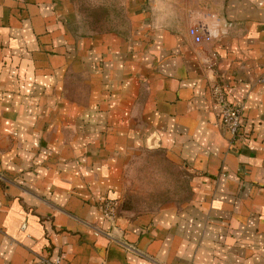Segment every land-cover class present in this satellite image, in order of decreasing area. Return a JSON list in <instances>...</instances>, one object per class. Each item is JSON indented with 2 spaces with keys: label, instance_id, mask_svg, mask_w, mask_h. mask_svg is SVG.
<instances>
[{
  "label": "crops",
  "instance_id": "1",
  "mask_svg": "<svg viewBox=\"0 0 264 264\" xmlns=\"http://www.w3.org/2000/svg\"><path fill=\"white\" fill-rule=\"evenodd\" d=\"M144 155L187 197L124 207ZM56 259L264 264V0H0V264Z\"/></svg>",
  "mask_w": 264,
  "mask_h": 264
},
{
  "label": "rangeland",
  "instance_id": "2",
  "mask_svg": "<svg viewBox=\"0 0 264 264\" xmlns=\"http://www.w3.org/2000/svg\"><path fill=\"white\" fill-rule=\"evenodd\" d=\"M93 14L102 17V7L95 8ZM140 161L141 164L134 167L136 172L131 175V190L125 195L124 207L155 208L162 199L187 197V176L181 166L162 157L150 158L147 155Z\"/></svg>",
  "mask_w": 264,
  "mask_h": 264
},
{
  "label": "built area",
  "instance_id": "3",
  "mask_svg": "<svg viewBox=\"0 0 264 264\" xmlns=\"http://www.w3.org/2000/svg\"><path fill=\"white\" fill-rule=\"evenodd\" d=\"M195 42L208 41L210 35L203 33L199 28L192 26L188 30ZM213 104L218 108V117L221 125L232 140L241 135L242 107L230 104L226 100L224 86L221 83L212 85L210 89ZM100 210L103 216L114 219L117 213V202L114 199L103 198L100 203ZM57 259L52 264H57Z\"/></svg>",
  "mask_w": 264,
  "mask_h": 264
}]
</instances>
